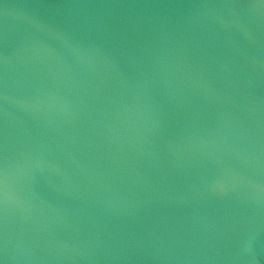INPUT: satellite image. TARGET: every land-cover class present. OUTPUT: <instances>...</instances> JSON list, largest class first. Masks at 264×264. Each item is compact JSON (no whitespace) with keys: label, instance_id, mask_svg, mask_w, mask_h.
Listing matches in <instances>:
<instances>
[{"label":"water","instance_id":"obj_1","mask_svg":"<svg viewBox=\"0 0 264 264\" xmlns=\"http://www.w3.org/2000/svg\"><path fill=\"white\" fill-rule=\"evenodd\" d=\"M0 264H264V0H0Z\"/></svg>","mask_w":264,"mask_h":264}]
</instances>
